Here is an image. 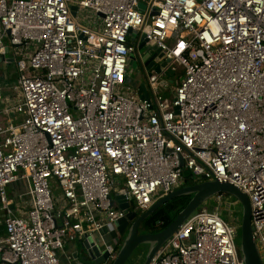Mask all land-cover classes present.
<instances>
[{
	"label": "built area",
	"instance_id": "1",
	"mask_svg": "<svg viewBox=\"0 0 264 264\" xmlns=\"http://www.w3.org/2000/svg\"><path fill=\"white\" fill-rule=\"evenodd\" d=\"M142 37L181 68L173 86L130 76ZM0 59V264H66L87 237L111 264V196L140 214L185 174L246 195L264 264V0H0ZM235 238L197 210L148 264H243Z\"/></svg>",
	"mask_w": 264,
	"mask_h": 264
},
{
	"label": "water",
	"instance_id": "2",
	"mask_svg": "<svg viewBox=\"0 0 264 264\" xmlns=\"http://www.w3.org/2000/svg\"><path fill=\"white\" fill-rule=\"evenodd\" d=\"M70 9L71 14L74 16L76 8L71 7ZM138 9L141 13H144L145 8L142 4L138 5ZM152 15H155V12H152ZM130 36L134 38L135 34L131 32ZM146 43L147 41L142 37L137 46L138 51L143 53L146 49L152 48L153 52L145 59H141V70L147 76L153 71L158 75L172 78L174 73L169 66L171 61L168 58H164L163 53L156 45L145 46ZM134 61L135 56L130 54L128 65H131ZM0 67L2 69L0 81H4L6 66L1 63V59ZM139 92H142L141 99L146 98L147 95L142 84L139 85ZM180 166H182V161H180ZM121 193V191L114 193L110 200L111 206L116 205L118 209L125 212V217L115 224V230L123 240L121 241L116 258L111 264H130L133 255L141 251V249L145 251L142 264H148L158 249L171 238L187 218L216 195L229 196L240 206L241 222L238 252L242 263L263 264L252 237L248 198L231 184L218 183L216 181H201L190 186H184L157 199L146 211L140 214L130 210V204L121 197ZM185 195H192V197L168 227L157 233L140 232L143 222L158 208L170 200ZM76 248V252L73 254V257L77 260L76 264H100L108 257L106 244L99 243L90 237L85 238V240L77 244Z\"/></svg>",
	"mask_w": 264,
	"mask_h": 264
},
{
	"label": "rangeland",
	"instance_id": "3",
	"mask_svg": "<svg viewBox=\"0 0 264 264\" xmlns=\"http://www.w3.org/2000/svg\"><path fill=\"white\" fill-rule=\"evenodd\" d=\"M152 52H153L152 48H148L143 53L140 52L136 55L135 61L129 67L130 76L138 78L139 72L143 74V71L140 68L139 58L145 59ZM173 67L175 68L176 72L172 77V81H170L171 79L165 76H159L158 77L159 80H164L166 81V83L173 86L171 82L175 83L178 79H181L182 77L181 68L176 66L175 64L173 65ZM12 70H13L12 66L11 65L8 66L7 73L10 74ZM13 78H14V75L12 73V77L8 81L4 82L2 86L4 89L3 93H5L6 96L9 94V88L12 87L13 85ZM7 118L8 117L6 115L2 114V107H1L0 108V125L1 126L6 123ZM216 209L219 210L220 217L226 222H228L231 226L234 227L235 234H236L235 245L238 251L239 238H240V222H241V209H240L239 204L234 201L228 200L227 202H224L223 204L217 205V203L213 199H211L199 208V210H206V211H213ZM1 216H2V212L0 211V222H1ZM144 252H145L144 249H141V251H138L135 255H133L130 264H142L144 260Z\"/></svg>",
	"mask_w": 264,
	"mask_h": 264
},
{
	"label": "trees",
	"instance_id": "4",
	"mask_svg": "<svg viewBox=\"0 0 264 264\" xmlns=\"http://www.w3.org/2000/svg\"><path fill=\"white\" fill-rule=\"evenodd\" d=\"M191 176L184 175V186L193 185ZM192 195H185L168 201L160 208H158L151 216H149L142 224L140 232L142 233H157L168 227L177 214L186 206ZM134 205L131 204V208Z\"/></svg>",
	"mask_w": 264,
	"mask_h": 264
},
{
	"label": "crops",
	"instance_id": "5",
	"mask_svg": "<svg viewBox=\"0 0 264 264\" xmlns=\"http://www.w3.org/2000/svg\"><path fill=\"white\" fill-rule=\"evenodd\" d=\"M172 81V80H170ZM171 84H173V82H171ZM2 232L1 230V226H0V233ZM76 246L74 244H67L66 247H65V251L66 253L70 256V260L68 263L66 264H76V261L75 258L73 257V254H75L76 252Z\"/></svg>",
	"mask_w": 264,
	"mask_h": 264
},
{
	"label": "flooded vegetation",
	"instance_id": "6",
	"mask_svg": "<svg viewBox=\"0 0 264 264\" xmlns=\"http://www.w3.org/2000/svg\"><path fill=\"white\" fill-rule=\"evenodd\" d=\"M134 55V54H133ZM120 237V236H119ZM120 239H122V237H120Z\"/></svg>",
	"mask_w": 264,
	"mask_h": 264
}]
</instances>
